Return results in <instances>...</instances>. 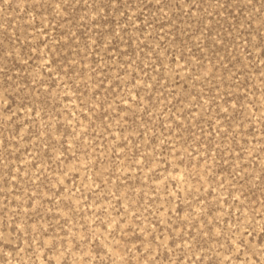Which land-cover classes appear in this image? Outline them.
Instances as JSON below:
<instances>
[{
  "label": "rangeland",
  "instance_id": "obj_1",
  "mask_svg": "<svg viewBox=\"0 0 264 264\" xmlns=\"http://www.w3.org/2000/svg\"><path fill=\"white\" fill-rule=\"evenodd\" d=\"M0 264H264V0H0Z\"/></svg>",
  "mask_w": 264,
  "mask_h": 264
}]
</instances>
